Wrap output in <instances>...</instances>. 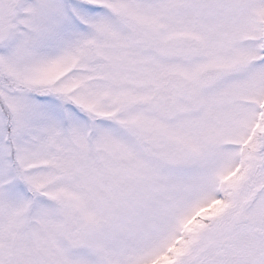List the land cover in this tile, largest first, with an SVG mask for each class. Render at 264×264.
I'll return each mask as SVG.
<instances>
[{
  "label": "snow or ice",
  "instance_id": "1",
  "mask_svg": "<svg viewBox=\"0 0 264 264\" xmlns=\"http://www.w3.org/2000/svg\"><path fill=\"white\" fill-rule=\"evenodd\" d=\"M0 264H264V0H0Z\"/></svg>",
  "mask_w": 264,
  "mask_h": 264
}]
</instances>
